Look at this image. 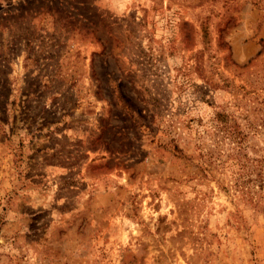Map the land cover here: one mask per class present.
Instances as JSON below:
<instances>
[{
  "label": "rangeland",
  "instance_id": "374dc122",
  "mask_svg": "<svg viewBox=\"0 0 264 264\" xmlns=\"http://www.w3.org/2000/svg\"><path fill=\"white\" fill-rule=\"evenodd\" d=\"M0 264H264V0H0Z\"/></svg>",
  "mask_w": 264,
  "mask_h": 264
},
{
  "label": "trees",
  "instance_id": "16d2710c",
  "mask_svg": "<svg viewBox=\"0 0 264 264\" xmlns=\"http://www.w3.org/2000/svg\"><path fill=\"white\" fill-rule=\"evenodd\" d=\"M223 120V119H222Z\"/></svg>",
  "mask_w": 264,
  "mask_h": 264
}]
</instances>
